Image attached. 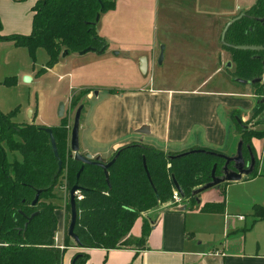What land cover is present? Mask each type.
Here are the masks:
<instances>
[{
	"label": "trees",
	"instance_id": "trees-1",
	"mask_svg": "<svg viewBox=\"0 0 264 264\" xmlns=\"http://www.w3.org/2000/svg\"><path fill=\"white\" fill-rule=\"evenodd\" d=\"M114 0H37L33 7V27L29 34L2 33L0 17V40L13 41L25 46L33 57L40 47L46 49L49 60L41 73L54 67L62 58L64 50L68 54L88 47L99 51L108 48V42L99 35L97 15L113 8ZM245 15L234 22L226 34L231 45H257L260 50H242L222 44L231 53L235 78L256 79L252 84L256 97L252 117L261 116L264 124V0H256ZM10 84L14 77L5 81ZM237 82V81H236ZM82 91L72 97L75 105ZM115 91H111L114 93ZM10 114L0 110V264H62L65 251L73 239L69 233L71 221L70 190L76 184L80 190L76 197L78 217L75 225L83 248H137L145 247L156 215L152 214L161 206L174 207L173 175L180 184L184 196L182 201L190 209L205 213L226 211V186L224 182L215 186L221 197L218 201L198 202L193 191L211 180L215 163L217 174H221L224 160L209 153L189 154L172 159L178 152L165 151L142 141H130L115 149L111 160L120 151L117 160L109 167L110 183L106 180L103 167L88 164L79 179L77 173L82 165L71 154L69 122L62 117L60 125L48 126L35 122L18 123ZM235 127L244 144V155L250 160V151L256 163L249 177L259 174L260 161L252 138H264V129L249 131L240 117L233 115ZM241 119V122L237 120ZM52 129L58 156L54 152L50 133ZM250 146V150L249 147ZM203 148L222 152L213 147ZM19 152L21 158H9L8 152ZM226 154V153H225ZM229 155V154H228ZM62 160V170H59ZM65 187L68 192L67 223L65 245L56 243L58 220L55 213L58 204L56 190ZM41 190L39 200L34 203L37 191ZM81 195V198H78ZM264 219V207L258 206L255 212ZM141 219V234L135 236L132 229ZM88 253L81 252L76 264H85Z\"/></svg>",
	"mask_w": 264,
	"mask_h": 264
},
{
	"label": "crops",
	"instance_id": "crops-1",
	"mask_svg": "<svg viewBox=\"0 0 264 264\" xmlns=\"http://www.w3.org/2000/svg\"><path fill=\"white\" fill-rule=\"evenodd\" d=\"M214 1L218 3V0H210V5L207 2L205 7L219 14L217 20L210 25L209 32L199 28L196 32L199 35L196 43L202 44L199 52L210 58L215 66L214 72L195 86L153 87L147 84L130 88H111L107 89L108 92L102 95L103 97H100L99 92L97 97L100 102L92 113V126L85 141L80 130L81 146L87 145L86 151L93 155H104L103 151L93 150V147L100 146L109 150L130 141H142L165 151L178 153L194 147H213L229 155L235 153L240 133L235 127L233 115L242 120L248 119L253 113L257 95L252 84L247 86L233 81L230 73L224 68V64L231 61V57L228 55L229 51L222 47L220 28L223 30L224 24L221 22V16L232 11L226 12L224 7L217 8ZM36 2L37 0H0L2 33H31L33 7ZM250 2L238 4L235 12L248 9L256 0ZM213 4L215 8L211 7ZM218 31L220 35L217 34ZM4 43L16 45L13 41L0 40V44ZM220 73H223V76L217 80V85L208 87V83ZM23 74L26 76L27 73ZM109 90L115 92L109 93ZM32 121L33 117L29 122ZM35 122L40 123L37 117ZM142 127L145 132L139 131ZM252 144L260 161L259 174L229 183L226 193L232 184L256 183L264 179V138H252ZM58 189L56 192L60 199L56 202L58 207L55 210L58 220L56 243L64 247L66 200L61 193L63 190ZM200 198L201 202L221 199L217 188L204 191ZM227 202L226 195V205ZM227 210L224 213L225 225L222 233L226 240L220 238L219 232H209L208 238L196 241V236L201 235L200 220L213 230L214 219L221 213H205L190 208L176 210L164 205L156 210L157 215L145 247L83 248L75 246V242H70L62 264H72L73 258L81 252L88 253L85 264H264V245L258 244L257 249H249L251 246L248 245L247 248V241L243 243L235 230L238 229L236 222L227 217L230 215ZM135 225L132 233L140 236L141 221L138 231L134 230ZM230 230L234 232L233 236L227 234ZM201 236H204L203 232ZM237 236L239 238H236ZM3 245L0 240V249Z\"/></svg>",
	"mask_w": 264,
	"mask_h": 264
},
{
	"label": "rangeland",
	"instance_id": "rangeland-1",
	"mask_svg": "<svg viewBox=\"0 0 264 264\" xmlns=\"http://www.w3.org/2000/svg\"><path fill=\"white\" fill-rule=\"evenodd\" d=\"M250 1L218 0V3L214 1L217 8L224 7L226 12L232 11L221 16L224 26L229 17L244 11L243 9L241 12H235L238 4L251 3ZM114 2L113 8L102 11L97 24L99 35L108 42V48L104 52L70 53L62 57L54 67L41 73L49 60L45 48H38L33 57L25 46L0 44V110L7 114L16 110L11 119L18 123L31 121L36 110L38 122L57 126L62 121L58 115L59 105L64 102L65 116L68 118L71 131L75 112L83 104L81 131L85 141L92 126V113L100 102L96 91L103 97L102 95L108 92L107 89L111 88H130L147 84L153 87L195 86L214 72L215 66L210 58L199 52L202 44L196 43L199 36L196 33L198 28L209 32L210 25L215 23L219 15L211 12V9H206L205 5L207 2L210 5V0H114ZM215 4L211 7L215 8ZM234 12L235 14L231 16ZM164 22L166 23L163 24ZM220 31L222 32L221 28ZM228 55L231 57L230 52ZM144 56L149 61L147 72H142L140 68L141 58ZM229 62L230 60L224 64L228 72L234 69V66L226 68ZM23 73H27L26 75L33 79L26 81ZM222 76L223 73H220L214 77L208 83V87L217 85V80ZM8 77H14V82L6 83ZM245 85L251 86L249 83ZM81 86L87 88H80ZM84 90L91 94L89 96L88 93L81 94L79 101L73 105L72 97ZM111 91L109 90V93ZM30 109L34 110V113H30ZM260 119L261 116L253 118L251 114L248 119L242 121L251 131L264 129V124L259 123ZM86 147L88 146L82 145L84 152ZM93 150L103 151L102 156L105 159H109L115 151L114 148L106 150L100 146L93 147ZM8 155L10 159L15 156L21 158L19 152L9 151ZM263 183L264 179L256 183L232 184L225 194L228 200L226 209L230 214L227 217L236 222L238 229L235 230L243 243L247 241V248L248 245L251 246L249 249H257L258 244L264 245V219L255 215L258 206L264 207ZM59 189L63 190L61 193L65 197L66 208L68 192L65 187ZM58 195L57 192L55 202L60 199ZM225 212H220L221 217L214 219L213 230L200 220L199 229L204 236L197 235V242L208 238L209 232H219L220 238L225 239L222 235ZM152 214L157 215V212ZM239 215H243L245 220L240 221ZM140 221H137L135 231L139 230ZM233 233L230 230L227 234L233 236ZM238 236L236 238H239ZM70 242L75 240L72 239Z\"/></svg>",
	"mask_w": 264,
	"mask_h": 264
},
{
	"label": "water",
	"instance_id": "water-1",
	"mask_svg": "<svg viewBox=\"0 0 264 264\" xmlns=\"http://www.w3.org/2000/svg\"><path fill=\"white\" fill-rule=\"evenodd\" d=\"M244 15H245V12L243 11L240 14L234 16L232 19H230L226 23V25L224 26V28L222 30L221 42L224 45L234 47L236 49L260 50V49H262V46H257V45H231V44L227 43V41H226V34H227L230 26L234 22H236L237 20L241 19ZM99 18H100V15L98 14L96 20L98 21ZM262 20H264V19H262ZM95 50L96 49L94 47H88V48L82 50L80 53L84 54V53H87L89 51H95ZM103 51H104V49L99 50V52H103ZM67 55H68V51L64 50V52L62 53V57H65ZM161 58H162V56H161ZM232 64H233V62L230 61L227 64L226 68H231ZM140 68H141L142 72H147V70H148V58L146 56L141 58ZM25 80L30 81V80H32V77L26 75ZM235 80L237 82L244 83V84H246V83L247 84L248 83L254 84L258 81H261V78L248 80V79H242V78L236 77ZM98 93H99L98 91L95 92L96 95H98ZM83 110H84V105L81 104L75 112L73 124H72L71 131H70V140H69L70 148L72 150L71 156L75 160L82 163L80 170L77 173V179H79V177H80V175H81V173L84 170L86 165L97 164V165L103 167V169L105 170V174H106V180L108 183H110V174H109L108 169L117 160L120 151L117 152L111 160H106L103 158L102 155H93L89 151L84 152L82 150L81 140H80V130H81V120H82ZM29 112L32 113V109H30ZM58 115L61 118L65 116V103L64 102H61L59 105ZM237 120L239 122H241L240 118H237ZM139 131L145 132L144 127L140 128ZM47 132L50 133L54 152H55L56 156H58V148H57V144H56L55 138H54L53 133H52V129L50 127L47 128ZM120 146H122V145L115 146L114 149H118ZM248 148L250 150V146ZM243 149H244L243 140L240 139L238 142V145H237L236 153H234L232 155H228V154L221 153V152L209 151V150H206L203 148H196V149H190V150L180 152L178 154L171 155L170 157L172 159H174V158H180V157H183V156H186L189 154L209 153V154H213L215 156H218L224 160V164L222 166L221 174H217L218 164L215 163L213 166L212 172H211V180L209 182L199 186L198 188H196L193 191V194L196 196L197 201L201 202L200 195L204 191L209 190L211 188H214L215 186H218L219 184H222L224 182H235V181L247 179L249 177V175L254 171L255 163H256L254 154L252 153V151H250V160L248 161L246 159V156L244 155ZM59 170L60 171L62 170V160H59ZM173 182H174L175 189L182 196H184V192H183L180 184L178 183V181L174 175H173ZM79 190H80V186H79L78 180H77L76 184H74V186L70 190L71 221H70L69 230H68L69 235L77 243H80V239H79V237H78V235L74 229H75V225H76V221H77V217H78L76 197H77ZM40 193H41V190H38L36 197L34 199V203H36L39 200ZM173 208L176 210H186V209H189V205H188V203L183 202L181 204L174 206ZM80 255H81V253H78L73 258L72 264H76V260L80 257Z\"/></svg>",
	"mask_w": 264,
	"mask_h": 264
},
{
	"label": "built area",
	"instance_id": "built-area-1",
	"mask_svg": "<svg viewBox=\"0 0 264 264\" xmlns=\"http://www.w3.org/2000/svg\"><path fill=\"white\" fill-rule=\"evenodd\" d=\"M81 197H82L81 195H78V198H81ZM173 198H174L173 203L175 204V206L178 205V204L183 203L182 198H181V196H180V193H179L176 189H175V191H174V196H173ZM238 218H239L240 220H244V219H245V217H244L243 215H239Z\"/></svg>",
	"mask_w": 264,
	"mask_h": 264
},
{
	"label": "flooded vegetation",
	"instance_id": "flooded-vegetation-1",
	"mask_svg": "<svg viewBox=\"0 0 264 264\" xmlns=\"http://www.w3.org/2000/svg\"><path fill=\"white\" fill-rule=\"evenodd\" d=\"M91 93L87 94L88 96L90 95ZM99 94V93H98ZM84 111V110H83Z\"/></svg>",
	"mask_w": 264,
	"mask_h": 264
}]
</instances>
